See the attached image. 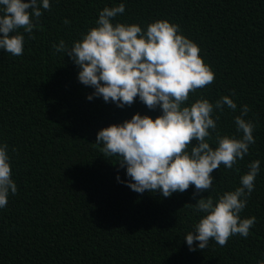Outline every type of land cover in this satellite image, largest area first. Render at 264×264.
I'll return each mask as SVG.
<instances>
[{"label":"trees","instance_id":"obj_1","mask_svg":"<svg viewBox=\"0 0 264 264\" xmlns=\"http://www.w3.org/2000/svg\"><path fill=\"white\" fill-rule=\"evenodd\" d=\"M124 3L113 23L166 19L195 42L215 73V82L192 94L215 103L228 95L237 104L224 107L217 121L221 135H236L234 117L250 107L246 120L256 127L255 143L235 167L215 170L212 188L163 197L143 194L124 181L126 169L104 156L96 134L134 113L155 118L137 98L118 107L78 80L79 67L52 45L71 46L105 6ZM34 39L24 35L21 56L0 49V143L8 145L17 193L0 208V264H257L264 261V0H50ZM69 21L68 24L64 20ZM233 91L235 95H232ZM195 143V142H193ZM211 143V142H210ZM215 147V143H211ZM15 149V151H13ZM253 160L260 161L254 191L242 218L256 217L247 238L214 240L190 251L184 237L203 213L193 214L201 196L217 197L240 185ZM119 176L120 181L117 180ZM198 242H194L196 247Z\"/></svg>","mask_w":264,"mask_h":264},{"label":"clouds","instance_id":"obj_2","mask_svg":"<svg viewBox=\"0 0 264 264\" xmlns=\"http://www.w3.org/2000/svg\"><path fill=\"white\" fill-rule=\"evenodd\" d=\"M50 10V0H0V49L13 56L23 55L25 41L20 30L34 39L33 29ZM124 12V3L105 6L95 26L71 46L63 39L52 45L55 52L67 54L79 67V82L94 89L88 100L98 96L123 108L139 98L148 109L161 110L155 118L137 112L122 123L103 127L95 142L103 145L104 156L117 158L130 178L124 183L137 193L159 191L167 198L190 186L195 188L194 197L208 192L212 173L221 165L239 172L235 165L255 143L256 125L245 119L250 107L242 105L234 117L239 137L221 135L219 113L225 106L233 112L237 109L230 96L223 95L215 103L201 96L186 104L192 94L215 82V73L199 55V46L181 33L179 25L166 19L150 22L146 29L136 23H113ZM248 168L235 190L217 194L215 202L209 195L192 204L193 214L203 215L193 225L194 231L184 237L190 251L204 250L212 240L223 247L237 234L249 236L256 217L242 218L240 214L254 191L260 161L253 160ZM10 193H17V185L8 145L0 143V208L7 206ZM194 242H198L195 248Z\"/></svg>","mask_w":264,"mask_h":264}]
</instances>
